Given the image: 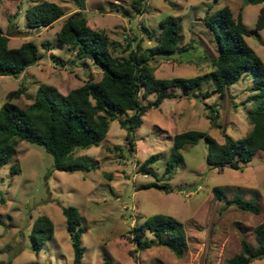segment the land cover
<instances>
[{
    "label": "rangeland",
    "instance_id": "obj_1",
    "mask_svg": "<svg viewBox=\"0 0 264 264\" xmlns=\"http://www.w3.org/2000/svg\"><path fill=\"white\" fill-rule=\"evenodd\" d=\"M41 2L56 4L63 15L51 26L28 29L25 9ZM223 7L234 17L241 13L249 32L246 41L264 62V29L255 30L260 5L244 6L242 0H84L82 9L70 0H0V32L8 37V46L18 48L32 42L39 55L18 78L0 77V107L6 95L21 85L25 94L15 102L25 107L41 85L64 96L89 78H101L90 62L76 60L71 48L57 42L64 20L74 13H81L90 29L106 33L110 51L119 59L127 58L136 47L139 53L155 47L161 21L174 17L180 28L179 46L188 52L181 54L180 60L175 55L149 58L154 76L169 79L204 76L210 71L217 48L203 18ZM251 84L252 73L246 72L223 96L215 94L204 100L180 97L149 109L135 130L132 152L126 145L125 131L113 121L98 147L74 154L86 159L89 171L50 173L53 160L49 154L39 146L18 143L9 163L0 167V199L4 201H0V264H72L63 206H73L80 213L84 229L81 264H223L239 253L241 238L256 248L254 228L264 222V151L238 170L210 168L205 163V144L199 141L180 149L181 162L169 180L164 175L176 134L197 130L222 143V131L234 139L250 131L248 113L252 107L246 100ZM211 89L209 80L202 91ZM210 109L216 111L220 129L210 127ZM153 155L157 160L150 165V172L142 171L143 162ZM11 167L16 173L11 174ZM151 183L163 188H144ZM216 187L223 191L225 200L214 198ZM235 196L253 201L260 208L259 214L227 205ZM156 214L183 225L186 250L181 257L161 245L140 251L131 241L132 227ZM41 215L52 221L54 232L35 253L29 234ZM144 238L153 236L145 231ZM248 264H264V257H255Z\"/></svg>",
    "mask_w": 264,
    "mask_h": 264
},
{
    "label": "trees",
    "instance_id": "obj_2",
    "mask_svg": "<svg viewBox=\"0 0 264 264\" xmlns=\"http://www.w3.org/2000/svg\"><path fill=\"white\" fill-rule=\"evenodd\" d=\"M70 1L78 9L84 6V0ZM242 4L260 5L255 30L264 29V0H242ZM62 15L63 10L50 2L30 5L24 12L28 29L51 26ZM203 23L217 48L216 56L210 60V71L204 76L158 79L149 64L150 56L175 55L179 59L181 54L188 52L179 46L180 28L174 17L169 16L161 21L157 44L147 49V54L139 53V47H136V50L128 53L127 58L122 59L112 55L106 33L90 29L81 13L67 17L56 34L58 44L71 48L76 60L90 62L101 72V78L98 81L89 78L64 96L51 86L41 85L33 101L25 107L15 102L25 94L23 85L9 92L0 107V167L9 163L18 143L26 142L41 147L52 157L50 173L89 171L91 167L86 159L74 157V154L98 147L106 139L113 121L125 131V142L132 152L135 130L141 127L142 117L149 109H157L164 101L180 97L204 100L215 94L223 96L246 72L252 73L250 95L246 100L252 107L248 113L250 131L240 139H234L222 131V143L197 130L176 134L172 139L173 150L166 161L164 175L169 180L181 162L180 149L199 141L205 144V163L210 168L238 170L241 164L252 161L256 154L264 151V62L246 41L249 32L243 24L241 13L234 17L228 7H223L206 13ZM8 41V37L0 32V77L18 78L38 61V48L32 42L10 48ZM209 80L212 89L203 92L202 87ZM217 118L216 111L210 109L207 119L212 129L221 128ZM156 160L155 155L145 160L141 165L142 171L149 173L150 165ZM16 171L14 167L10 168L11 174ZM144 188L163 187L151 183ZM212 192L216 200H225L221 189L216 187ZM0 201L4 202L3 199ZM226 204L254 215L260 212L253 201L238 196L227 200ZM61 213L70 239L72 264H81L83 248L80 239L84 229L80 225V213L73 206L61 207ZM145 231L153 238H144ZM53 232L52 221L45 215L39 216L30 229L31 250L39 253L46 241L52 238ZM130 234L131 241L140 251L161 245L179 258L186 250L183 225L169 216L153 215L134 225ZM254 239L256 248L241 238L239 253L223 264H248L252 257L264 254V222L254 228ZM5 264H11V261Z\"/></svg>",
    "mask_w": 264,
    "mask_h": 264
},
{
    "label": "water",
    "instance_id": "obj_3",
    "mask_svg": "<svg viewBox=\"0 0 264 264\" xmlns=\"http://www.w3.org/2000/svg\"><path fill=\"white\" fill-rule=\"evenodd\" d=\"M255 257H264V254L256 255V256L252 257L251 259H254Z\"/></svg>",
    "mask_w": 264,
    "mask_h": 264
}]
</instances>
